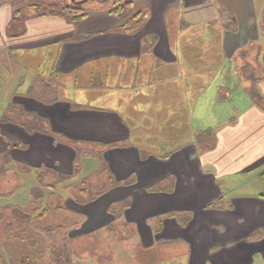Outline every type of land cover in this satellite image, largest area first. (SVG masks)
I'll list each match as a JSON object with an SVG mask.
<instances>
[{
	"label": "crops",
	"instance_id": "0c3cea01",
	"mask_svg": "<svg viewBox=\"0 0 264 264\" xmlns=\"http://www.w3.org/2000/svg\"><path fill=\"white\" fill-rule=\"evenodd\" d=\"M132 10L142 12L140 23L124 31H117L124 20L102 8L82 9L77 23L36 15L21 30L18 13L0 7V52L34 57L43 50L45 69L62 84L79 72V79L96 75L104 88H124L134 99L164 87L173 101L184 96V108L195 95L204 113L226 112L222 123L211 125L213 146L200 158L193 145L164 156L146 154L132 144V133L142 130L140 111L124 116L54 100L45 97L47 89L43 97L36 82V94H18L13 103L41 120V131L0 124V153L66 176L73 172L74 147L100 150L107 167L102 174L119 185L79 205L85 219L79 230L89 236L110 227L111 238L99 243L113 264L125 263L120 255L132 248L153 252L148 264L171 263L179 247L181 264H264V111L251 101L253 95L264 98V0H133ZM147 36L155 41L146 46ZM236 97L243 106L235 100L239 106L228 111ZM237 177H253L258 189L225 196L222 183L228 187ZM130 179L134 183L126 185ZM114 205L122 214L117 220L109 213Z\"/></svg>",
	"mask_w": 264,
	"mask_h": 264
},
{
	"label": "rangeland",
	"instance_id": "374dc122",
	"mask_svg": "<svg viewBox=\"0 0 264 264\" xmlns=\"http://www.w3.org/2000/svg\"><path fill=\"white\" fill-rule=\"evenodd\" d=\"M114 1L0 0V7H10L12 11H18V25L24 30L28 19L46 13L48 7L52 5L62 9L72 7L74 2H77L83 10L102 8L111 11ZM128 1L133 2V0L123 2ZM34 6L40 7L35 9ZM37 53L38 55L33 57L30 53L14 55L11 52H0V67H3L0 71V124L24 123V128L30 133L41 131L36 124L41 120L31 119V115L34 114L13 103L18 94H36L37 91L34 90L36 82L43 87L41 88L43 91L38 88L40 96L43 97L47 89L49 95L45 97L54 100L63 98L80 103L78 105L116 109L124 116L133 109L140 111L138 120L142 130L138 129L132 133V144L140 147L146 154L156 157L170 154L187 145H193L192 153L199 155L204 149L213 146L215 130L211 125L225 120L226 112L222 110L217 113L213 111L212 115L204 113L202 106H197L199 102L196 101L195 95L188 103V107L184 108V96H179V101H173L170 99L172 92H168L169 89L164 87H161L163 88L161 92L150 88L149 92H142L134 99V96L130 98L131 94L128 96L124 88L120 89L121 91L117 87L112 91L111 85L104 88L99 84L96 75L92 79L86 77L79 79V72L66 84H62L57 77H51L52 74L45 69L48 63L43 57V50ZM25 65H32L33 68L29 69ZM24 67L29 70H25ZM51 81H54L53 85ZM44 82L46 84L49 82L52 86H46ZM235 100H238V97L232 99L233 103L228 111H233L234 107L239 106ZM241 100L237 102L243 106L244 102ZM251 101L264 111V98L253 95ZM194 115L195 119L190 118ZM3 142L7 141L3 139ZM73 149L75 152L73 172L66 176L53 174L44 168L34 169L17 164L12 161L9 152L0 153V264H19L21 256L25 255L32 264H113L106 258L108 255L104 254L107 250L102 251L99 243L101 239L106 241L111 238V229L84 236L79 229L85 219L78 213L81 205L79 201L85 197L102 196L112 184V180L109 181L108 174H102L107 167L101 159L100 150L94 146ZM226 184L228 187L222 183L225 196L252 193L259 185L253 177L249 179L237 177L235 181L231 180ZM82 190H85L84 193ZM124 232L122 229L117 230L121 235ZM177 250H180L177 260L166 264H181L177 261L183 260L185 253L183 247ZM131 252L129 255H120L121 261L125 262L123 264H148L155 261L154 253L151 251L141 252L138 248H132ZM151 254L152 256H149Z\"/></svg>",
	"mask_w": 264,
	"mask_h": 264
},
{
	"label": "trees",
	"instance_id": "16d2710c",
	"mask_svg": "<svg viewBox=\"0 0 264 264\" xmlns=\"http://www.w3.org/2000/svg\"><path fill=\"white\" fill-rule=\"evenodd\" d=\"M123 1L124 0H115L112 4V8L110 11V14L112 16L124 20V26L122 28H120V30H117V31H124L131 26L138 27V25L140 23V18L142 16L141 11H138L136 13L132 12L133 10L131 9L132 8V2L131 1H128L125 3ZM39 7L40 6H34L35 9H39ZM81 11H82V9H79V8L65 7V8L59 9L56 5H52V6L48 7V11L46 13L41 14L39 16L47 15V16H54V17L71 18L72 23H77L81 19V15H80ZM16 13H19V12L15 10L14 14H16ZM154 41H155V38L153 36H147L144 39V44H146V46H147L150 43L152 44ZM37 125H39V124H37ZM259 180H260V184H261V188H262V192L259 195V197L264 199V171H262L261 174L259 175ZM133 183H134V180L130 179L125 184L130 185ZM116 185H119V184L112 182V184L109 186V188L111 189L113 187H116ZM84 191L85 190H82L81 192L84 193ZM96 197H97V195L92 196V197H85L83 200L79 201V203L85 204L89 201H92ZM109 213H110V215H112L115 218V220L120 218L122 215L120 208L116 205L112 206L109 209ZM64 254L67 257V254L66 253H64ZM26 263L32 264V262H30V259L27 257V255L21 256L19 264H26Z\"/></svg>",
	"mask_w": 264,
	"mask_h": 264
},
{
	"label": "flooded vegetation",
	"instance_id": "af4514ba",
	"mask_svg": "<svg viewBox=\"0 0 264 264\" xmlns=\"http://www.w3.org/2000/svg\"><path fill=\"white\" fill-rule=\"evenodd\" d=\"M72 7H73V8H79V9H82V8L80 7V4H78L77 2H74V4H73Z\"/></svg>",
	"mask_w": 264,
	"mask_h": 264
}]
</instances>
